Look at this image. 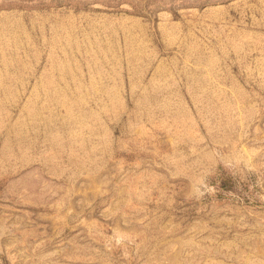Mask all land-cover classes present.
Instances as JSON below:
<instances>
[{
  "label": "rangeland",
  "instance_id": "1",
  "mask_svg": "<svg viewBox=\"0 0 264 264\" xmlns=\"http://www.w3.org/2000/svg\"><path fill=\"white\" fill-rule=\"evenodd\" d=\"M0 264H264V0H0Z\"/></svg>",
  "mask_w": 264,
  "mask_h": 264
}]
</instances>
